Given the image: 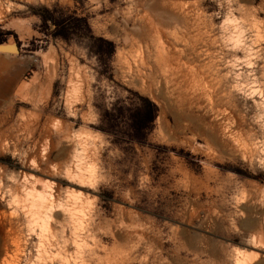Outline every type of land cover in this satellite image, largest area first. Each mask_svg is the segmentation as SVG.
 <instances>
[{
    "label": "rangeland",
    "instance_id": "374dc122",
    "mask_svg": "<svg viewBox=\"0 0 264 264\" xmlns=\"http://www.w3.org/2000/svg\"><path fill=\"white\" fill-rule=\"evenodd\" d=\"M12 41L1 262L264 264V0H0Z\"/></svg>",
    "mask_w": 264,
    "mask_h": 264
},
{
    "label": "trees",
    "instance_id": "16d2710c",
    "mask_svg": "<svg viewBox=\"0 0 264 264\" xmlns=\"http://www.w3.org/2000/svg\"><path fill=\"white\" fill-rule=\"evenodd\" d=\"M42 21V24L48 28L49 25H52L53 32H51L52 37L55 40L69 41L72 36V31L78 26L76 24L83 23L85 25V30H88L85 19L83 18H73L67 16H55V11H50L48 9L43 10L42 14L39 16ZM144 107L142 110H139L140 116L134 117V119L144 117V119L152 118L154 114V105L148 100H143Z\"/></svg>",
    "mask_w": 264,
    "mask_h": 264
},
{
    "label": "bare ground",
    "instance_id": "6f19581e",
    "mask_svg": "<svg viewBox=\"0 0 264 264\" xmlns=\"http://www.w3.org/2000/svg\"><path fill=\"white\" fill-rule=\"evenodd\" d=\"M9 48V50H10V52H12L13 51V48L11 47V46H9L8 47ZM5 103H6V101L5 100H1L0 99V109L1 108H3V106L5 105ZM1 112V111H0ZM5 122V119L4 118H0V125H2L3 123ZM3 134V133H2ZM43 191V190H42ZM47 191V190H46ZM45 191V192H46ZM35 192V191H34ZM45 194H47V193H45ZM45 194H44V196L43 195H41V196H36V195H34L35 197H38V200L37 201H35V200H32V201H30V207H34V208H36V209H38V210H42V209H44L45 207H46V205L48 204H43V202H38L39 200L40 201H42L43 199L45 200ZM49 195V194H48ZM48 197V196H47ZM52 197V196H51ZM51 197H49V198H51ZM48 199V198H47ZM50 200H52V199H50ZM50 200H48L49 202H50ZM46 202H48L47 200H45ZM53 202V201H52ZM45 203V202H44ZM36 212V211H35ZM259 231H260V236H263V234H264V227H260L259 228ZM258 257H259V254H257V253H254V252H250L249 254H247V255H245L243 258H242V260L241 261H237V264H248V263H253V262H255L257 259H258ZM4 262H5V260H3L2 259V262L0 261V263L1 264H4Z\"/></svg>",
    "mask_w": 264,
    "mask_h": 264
},
{
    "label": "water",
    "instance_id": "95a60500",
    "mask_svg": "<svg viewBox=\"0 0 264 264\" xmlns=\"http://www.w3.org/2000/svg\"><path fill=\"white\" fill-rule=\"evenodd\" d=\"M11 45L13 46L12 52H10V50L8 48L9 42L0 44V55H3V56H16V55H18L19 54V47L16 44V42L12 41Z\"/></svg>",
    "mask_w": 264,
    "mask_h": 264
}]
</instances>
